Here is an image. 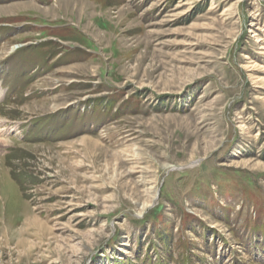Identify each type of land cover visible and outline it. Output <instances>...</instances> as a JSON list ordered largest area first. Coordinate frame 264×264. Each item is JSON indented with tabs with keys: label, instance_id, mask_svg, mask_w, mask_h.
Masks as SVG:
<instances>
[{
	"label": "rangeland",
	"instance_id": "1",
	"mask_svg": "<svg viewBox=\"0 0 264 264\" xmlns=\"http://www.w3.org/2000/svg\"><path fill=\"white\" fill-rule=\"evenodd\" d=\"M0 128V264H264V0H0Z\"/></svg>",
	"mask_w": 264,
	"mask_h": 264
},
{
	"label": "bare ground",
	"instance_id": "2",
	"mask_svg": "<svg viewBox=\"0 0 264 264\" xmlns=\"http://www.w3.org/2000/svg\"><path fill=\"white\" fill-rule=\"evenodd\" d=\"M16 47L14 46L12 49L14 50ZM12 129H16V127L12 128ZM2 131V128H0V132Z\"/></svg>",
	"mask_w": 264,
	"mask_h": 264
}]
</instances>
